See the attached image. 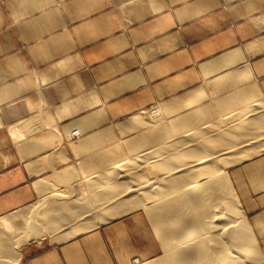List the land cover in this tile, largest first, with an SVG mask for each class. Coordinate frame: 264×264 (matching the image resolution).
<instances>
[{
  "label": "crops",
  "instance_id": "crops-1",
  "mask_svg": "<svg viewBox=\"0 0 264 264\" xmlns=\"http://www.w3.org/2000/svg\"><path fill=\"white\" fill-rule=\"evenodd\" d=\"M22 15L78 17L73 29H61L78 33L69 41L76 50L59 59H48L53 56L47 54L46 67L31 69L24 76L22 38L17 39L23 25L8 18ZM1 17L0 218L41 201L46 194L49 199L52 197L48 208L62 207L63 202H55V193L71 191V187L78 191L79 182L72 184V179L82 172L79 162L85 156L80 149L86 142L72 144L66 137L75 128L95 132L100 116H104L102 112L135 110L134 80L144 76H136L125 61L120 63L119 74L111 73L114 59L108 57L118 55L111 49L114 44L122 43L124 47L126 40L132 41L133 33L140 29L160 32L159 49L173 51L170 62L212 65L211 69H201L194 78L249 69L264 93V0H0ZM86 17L91 21L87 22ZM7 20H13L10 29ZM31 30L51 33L41 41L34 40V59L39 61L40 47L49 53L48 49L54 46L53 33L60 28L34 26ZM7 32H15L16 39L8 40ZM87 32L122 34L115 42H94L93 49H89L93 52L88 53ZM97 45L111 50L100 53L109 62L99 59ZM88 62L97 74L91 82L86 76ZM57 63L65 64L69 71L56 73ZM161 77L164 75L156 76ZM29 88L34 93L18 100ZM124 92L130 93V104L129 96L120 98ZM41 178L47 183L36 186V180ZM63 179L71 182L66 184ZM84 222L80 220V224ZM90 230L72 237H65L63 230L34 238V249H22L20 264H103V235L95 228Z\"/></svg>",
  "mask_w": 264,
  "mask_h": 264
},
{
  "label": "bare ground",
  "instance_id": "bare-ground-1",
  "mask_svg": "<svg viewBox=\"0 0 264 264\" xmlns=\"http://www.w3.org/2000/svg\"><path fill=\"white\" fill-rule=\"evenodd\" d=\"M239 78L253 76L247 69ZM211 95L204 88L192 92L187 101L198 102L200 115L185 119L169 120L164 112L146 119L147 110H141L129 125L126 140L114 142L113 154L102 152L91 172L81 167L78 191L55 193V202H63L62 207H55L61 212L58 219L40 224L38 217L49 215L40 211L43 205H34L41 215L23 213L21 228L28 230L38 223L27 231L31 239L63 230L65 237H72L143 210L141 222L152 227L143 226V230H153L151 240L154 246L159 243L164 257L141 264H264L263 230L257 232L248 219L231 173L232 168L264 152V97L255 94L241 100L233 96L224 102V110L205 104ZM178 107L167 113L181 112L185 106ZM44 183L47 180L41 178L35 185ZM55 208L50 207L57 212ZM18 216L0 218V237L13 228ZM80 220L85 222L80 224ZM18 239L11 242L6 262L20 264Z\"/></svg>",
  "mask_w": 264,
  "mask_h": 264
},
{
  "label": "rangeland",
  "instance_id": "rangeland-1",
  "mask_svg": "<svg viewBox=\"0 0 264 264\" xmlns=\"http://www.w3.org/2000/svg\"><path fill=\"white\" fill-rule=\"evenodd\" d=\"M12 8L19 10L18 7ZM8 18L16 19L18 24L23 25V30L21 32H17V35L19 36H17V39L20 40V37L22 38L21 50L23 56L24 76H26V74L29 73L31 69L37 68L35 70H39L38 68L46 67L47 54L53 56L49 57L48 59H59L63 55L76 50V47L69 45V41L72 42L74 37L78 36V33L73 31L63 32L61 29H73V25L75 22H77L78 17L22 15L16 17L12 16ZM0 19L3 21L2 17ZM86 20L87 22L91 21L90 17H86ZM10 22L13 23V20H7V29H10ZM52 25L53 27H56V29L60 28L59 31H55L53 33L55 37L53 42L54 46L48 49L49 53H46L47 49H43L42 47H40V50H42L39 52L41 58L37 59L39 61H36L33 54L34 40L38 38L41 41L51 33L49 31L40 30L36 33V31L31 30V28H33L34 26L45 28L51 27ZM169 33H167V35ZM121 34L122 33L107 32L85 33L87 45L90 46V44H92L90 47L88 46V53L93 52V50L89 49H93L94 42H97V44H105L108 43L106 42L107 39H113L111 42H115V38L120 36ZM159 35L160 32L158 31L149 32L147 30L143 31L140 29V31H136L135 33H133L134 38L132 41L126 40L125 45H123L124 47H122V43L118 44L120 45V47L117 44H114L112 46V51L116 52L118 55H115L114 57H108L111 58V60L114 59L111 62L112 65L114 63V66L111 69V73L119 74V70L121 67L120 63L125 61L130 65V68L134 71V74L136 76L140 73V76L144 77L143 79L136 77V79L134 80L135 94L134 102L132 104H134L135 110H133L132 113H128L125 109L123 110V108L111 110L109 112H102L104 113V116H100L101 120L99 126L97 127L98 129L95 132L85 133L79 128L72 129L69 132L66 137L67 141L71 142L72 144H78L82 141L86 142L87 145H89L83 147V149H80V152L83 154V156H85V159L79 162V169L83 167L85 168L84 171L91 172L92 168L97 166L100 162L99 159L102 156V152H104L105 154H111L112 152L113 154L115 151L114 142L117 140H119L120 142L126 140V136L129 135V131L131 130L129 125H131L134 118L141 110H147V113L145 114L146 119H153L160 112H164L169 120H174L176 118L185 119L190 115L198 116L200 115L197 114V108H199L198 102H188L187 98L189 97L188 99H190L189 95H191L192 92L199 90L200 88H204L206 91L212 92V95L210 96V98L212 99H207L205 101V104L211 103L212 106L218 105L217 108H222L224 110H227L226 103L224 104V102L226 101V99L233 96H238V98L240 97L241 100L252 98L255 94H260L264 97V93L260 91L257 83L252 78L244 80L239 78L240 69L228 71L222 77H215L212 74H207L212 75V78L206 79L207 75L205 76V79L194 78L193 76L197 75L196 73L200 72L201 69H211L212 65L187 63L176 64L174 62H170V60H172L173 51L171 53L170 49L166 48L165 52H160L159 48L162 47V45H160L159 43ZM7 38L8 40L12 41L16 39L15 32H7ZM96 50H98V57L101 60L107 59V56L105 55L101 57L100 53H103V51H111L109 48L103 47L101 45H97ZM119 53H124V56H120ZM109 61L110 60L105 61L104 63H107ZM99 65H102V63L98 64V66ZM93 67V64H91L90 62L87 63L86 76L88 78V81L90 82L93 81L92 77L94 75H97L94 73ZM68 69V66L64 67L63 65L59 64L56 67L55 71L56 73L60 72L61 70L68 72ZM106 72L109 73L108 71ZM98 73L107 75L106 73L100 71H98ZM158 75H164V77L158 79L156 78V76ZM148 77L151 78L149 79ZM218 83L219 86L216 87ZM27 86L30 87V84ZM224 88L229 89L225 90ZM214 91L216 92V94L214 93ZM32 93H34V91H31V89L29 88L24 92L22 97H18V100L21 101V99L25 98V96H29ZM120 96V98H126V96H129V99L127 101L129 102L130 100V102H132L130 93L128 94L124 92L123 95ZM205 99L206 97L203 100ZM219 99L222 100L221 102H223H219L222 106L219 103H215L216 101H220ZM126 102L124 104L128 105V103ZM182 105L185 107L181 109V112L167 113L173 108L177 106L181 107ZM135 135H137V133ZM107 150H109L110 152H107ZM82 164L87 165L86 167H84L82 166ZM231 171V173L233 174L232 178L235 181L237 189L241 194L244 195L243 204L248 212V219L255 225L257 232H261L263 230L262 237L264 238V152L256 159L249 160L232 168ZM81 180V175L79 174L78 177H74L72 179V183L74 181L75 183H80ZM62 181L60 183H70L69 181ZM72 188L73 187H71V190ZM74 194H76V192ZM44 197L41 201L35 204L33 201L32 203L16 211L10 212L2 217L8 218L10 216H15V214L19 215L17 218V222L14 223L13 226V228L15 229L12 228L10 229V231L7 230L8 233L4 232L3 234H1L0 264H12L10 262H6L5 260L8 258L7 256L9 252L12 251L11 242L13 244L16 236H19L18 242L20 244L21 251L24 248L34 249V237L31 239V236L29 234L30 232L27 233V231L32 230L35 225H38V223H32L31 227H27L28 230L21 228L22 222L20 221L22 220L23 213L24 215L27 212L32 215L38 214L39 211H34V205H43L40 211H45V213H48L49 216H39L38 219L40 220V224L42 222H50L51 220H54V216L57 217L58 215H61L60 211L55 212L54 210L48 208L47 205L49 202V198ZM80 202L89 204L88 202L82 200H80ZM47 210L48 212H46ZM62 210L65 214L68 212L67 209ZM39 214L41 215L40 212ZM141 218H144L143 210L128 213L126 215H123L122 217L112 220L109 223L95 228L96 231L102 233L103 235V264H141L144 260H161L164 257V252H162L163 250L159 243H156L154 246V243L151 240V234H153V230L150 229L149 233H146L145 230H143V226L152 228L151 225L146 222L142 223ZM24 225L25 224H23V226ZM23 229L25 230V232Z\"/></svg>",
  "mask_w": 264,
  "mask_h": 264
}]
</instances>
